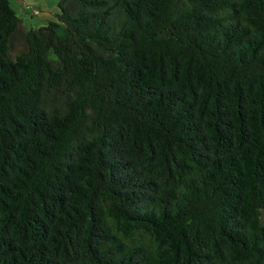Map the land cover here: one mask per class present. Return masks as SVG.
Wrapping results in <instances>:
<instances>
[{
	"label": "trees",
	"instance_id": "16d2710c",
	"mask_svg": "<svg viewBox=\"0 0 264 264\" xmlns=\"http://www.w3.org/2000/svg\"><path fill=\"white\" fill-rule=\"evenodd\" d=\"M0 0V264H264V0Z\"/></svg>",
	"mask_w": 264,
	"mask_h": 264
},
{
	"label": "rangeland",
	"instance_id": "374dc122",
	"mask_svg": "<svg viewBox=\"0 0 264 264\" xmlns=\"http://www.w3.org/2000/svg\"><path fill=\"white\" fill-rule=\"evenodd\" d=\"M25 28L39 27L57 21L58 0H10Z\"/></svg>",
	"mask_w": 264,
	"mask_h": 264
}]
</instances>
